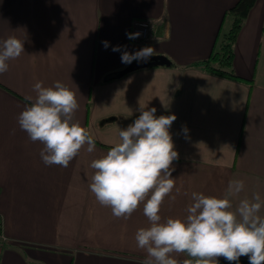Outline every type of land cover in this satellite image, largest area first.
Here are the masks:
<instances>
[{
	"label": "crops",
	"instance_id": "crops-1",
	"mask_svg": "<svg viewBox=\"0 0 264 264\" xmlns=\"http://www.w3.org/2000/svg\"><path fill=\"white\" fill-rule=\"evenodd\" d=\"M235 2L0 0V48L16 37L25 50L0 74V264H143L147 252L135 234L150 227L144 204L117 218L89 187L91 162L106 155L140 109L177 117L169 129L178 152L175 187L161 205V222L186 219L193 192L222 198L232 180L244 182L231 198L233 210L254 193L264 201V0L255 1L233 45L240 79L191 65L218 46L226 10ZM135 19L150 24L143 45L129 38ZM144 47L167 56L170 65L117 77L127 65L123 52ZM107 74L115 77L105 81ZM37 82H60L75 93L73 122L95 141L93 152L85 144L66 168L45 165L44 145L18 123L37 97ZM258 214L264 217V207ZM172 258L195 260L187 253ZM218 264L236 262L219 257ZM238 264H249L248 257Z\"/></svg>",
	"mask_w": 264,
	"mask_h": 264
},
{
	"label": "clouds",
	"instance_id": "clouds-1",
	"mask_svg": "<svg viewBox=\"0 0 264 264\" xmlns=\"http://www.w3.org/2000/svg\"><path fill=\"white\" fill-rule=\"evenodd\" d=\"M139 35L129 34V38ZM104 44L107 47V42ZM119 50V46L113 49ZM22 52L24 42L16 37L3 41L0 74L8 70L7 61ZM154 52L152 47L135 53L125 51L121 60L125 64L147 61ZM34 89L37 97L20 113L18 123L33 142L44 145L40 155L45 165L68 167L85 144L87 151L93 152L92 135L78 121L73 122L79 107L75 93L60 82L53 87H42L37 82ZM139 111L132 124L119 130L118 142L106 155L91 162L95 171L89 187L96 200L110 207L117 218L130 217L144 204L150 227L140 228L135 234L137 246L147 252L143 264H178L173 253L195 258L183 264H218L219 257L238 264L242 256L248 257L249 264H264V217L258 214L264 201L254 193L251 200H240L233 210L231 198L243 190L242 180L230 181L222 198L193 192L194 203L188 206L186 219L161 222V205L175 187L172 164L178 152L169 129L177 117H157L154 107Z\"/></svg>",
	"mask_w": 264,
	"mask_h": 264
},
{
	"label": "trees",
	"instance_id": "trees-1",
	"mask_svg": "<svg viewBox=\"0 0 264 264\" xmlns=\"http://www.w3.org/2000/svg\"><path fill=\"white\" fill-rule=\"evenodd\" d=\"M255 1L256 0H236V2L226 10V13L231 16L232 21L228 31L222 34L218 46L212 50L207 58L197 60L191 65L198 66L214 75L230 79H240L233 68V45L243 21ZM114 77L115 76L112 74H107L104 80L108 81ZM109 118H105V120Z\"/></svg>",
	"mask_w": 264,
	"mask_h": 264
},
{
	"label": "water",
	"instance_id": "water-1",
	"mask_svg": "<svg viewBox=\"0 0 264 264\" xmlns=\"http://www.w3.org/2000/svg\"><path fill=\"white\" fill-rule=\"evenodd\" d=\"M170 63L171 61L169 60V58H167V56L163 54H154L153 56L148 58L147 61H143V60L132 61L130 64H127L125 67L118 70V72H116L115 75L117 77H120V76L127 74L128 72H131L133 70H136L142 67L155 66V65H170Z\"/></svg>",
	"mask_w": 264,
	"mask_h": 264
},
{
	"label": "built area",
	"instance_id": "built-area-1",
	"mask_svg": "<svg viewBox=\"0 0 264 264\" xmlns=\"http://www.w3.org/2000/svg\"><path fill=\"white\" fill-rule=\"evenodd\" d=\"M149 29H150V24L148 20L145 19H135L132 22L131 26V34L135 33H140V35L137 38H133L135 41H140V42H147L149 40ZM3 236L0 234V251L3 246Z\"/></svg>",
	"mask_w": 264,
	"mask_h": 264
},
{
	"label": "rangeland",
	"instance_id": "rangeland-1",
	"mask_svg": "<svg viewBox=\"0 0 264 264\" xmlns=\"http://www.w3.org/2000/svg\"><path fill=\"white\" fill-rule=\"evenodd\" d=\"M230 25H231V17L228 15V16H227V19H226V21H225V23H224V26H223V28H222L221 36H222L223 33H225L226 31H228ZM134 42H135V41H134ZM136 44H137V45H143L144 43H143V42H140V41H136Z\"/></svg>",
	"mask_w": 264,
	"mask_h": 264
}]
</instances>
